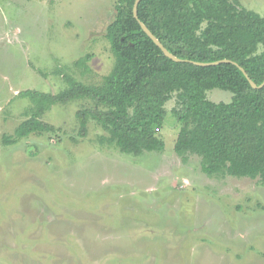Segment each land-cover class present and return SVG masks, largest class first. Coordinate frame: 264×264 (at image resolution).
Masks as SVG:
<instances>
[{"label": "rangeland", "instance_id": "374dc122", "mask_svg": "<svg viewBox=\"0 0 264 264\" xmlns=\"http://www.w3.org/2000/svg\"><path fill=\"white\" fill-rule=\"evenodd\" d=\"M234 1L264 17V0ZM118 2L0 0V264H264V185L207 177L193 154L183 162L174 100L154 149L139 156L101 144L108 135L95 122L78 135L76 113L93 108L89 100L43 114L56 134L3 144L29 118L19 93L55 95L65 75L97 86L110 73L105 34Z\"/></svg>", "mask_w": 264, "mask_h": 264}, {"label": "trees", "instance_id": "16d2710c", "mask_svg": "<svg viewBox=\"0 0 264 264\" xmlns=\"http://www.w3.org/2000/svg\"><path fill=\"white\" fill-rule=\"evenodd\" d=\"M134 1L119 0L106 28L114 65L101 84L87 86L65 75L67 87L55 95L19 93L32 104L29 118L12 136H4L3 144L56 134L55 127L41 121L43 114L57 104L89 100L93 108L76 113L78 135L84 137L88 122H95L108 135L99 138L101 144L139 156L154 149L165 105L174 100L171 113L179 129L173 149L183 162L193 154L207 177L259 179L264 185V87L253 90L231 64L197 67L167 59L133 18ZM137 14L176 57L201 63L230 60L255 84L264 81V17L234 0H142ZM89 59L74 65L84 66ZM213 89L230 92L231 101H209L207 92Z\"/></svg>", "mask_w": 264, "mask_h": 264}, {"label": "water", "instance_id": "95a60500", "mask_svg": "<svg viewBox=\"0 0 264 264\" xmlns=\"http://www.w3.org/2000/svg\"><path fill=\"white\" fill-rule=\"evenodd\" d=\"M142 0H135L133 7H132V16L133 18L137 21L140 29L142 30V32L153 42V44L161 51V53L163 54L164 57H166L167 59L171 60L174 63H189L191 65L197 66V67H215V66H219L222 64H231L236 66L241 73L244 75L245 79L247 80L249 86L253 89V90H260L264 87V81L260 84L257 85L255 84L247 75V73L244 71V69L240 66H238L236 63L231 62L230 60H219V61H215V62H209V63H201V62H194V61H188V60H183L180 59L178 57H176L175 55H173L172 53H170L162 44L161 42L151 33V31L138 19V14H137V9L138 6L140 4Z\"/></svg>", "mask_w": 264, "mask_h": 264}]
</instances>
